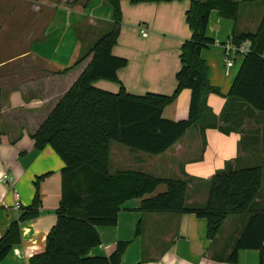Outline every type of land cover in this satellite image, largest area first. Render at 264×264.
Wrapping results in <instances>:
<instances>
[{
    "label": "crops",
    "instance_id": "1",
    "mask_svg": "<svg viewBox=\"0 0 264 264\" xmlns=\"http://www.w3.org/2000/svg\"><path fill=\"white\" fill-rule=\"evenodd\" d=\"M11 2L12 16L0 22V238L22 209L32 203L35 178L47 176L39 184L38 216L20 224L21 242L0 264H28L32 256L44 250L46 236L56 223L63 168L49 147L40 151L35 148L31 135L80 70L64 76L50 74L70 67L111 30L112 11L105 0ZM259 3L255 0L241 5L239 13L250 18L242 26H238L237 19L238 32L255 31L264 11ZM188 8V0L138 4L121 0V25L112 55L126 59L127 65L117 73L120 85L100 80L94 86L113 94L122 86L136 96L171 95L180 69L181 45L191 35L185 21ZM141 29L146 31V37L140 34ZM233 29V21L212 11L206 36L215 43L201 52L209 82L220 91V95L210 94L207 104L218 119V126L230 127L233 123V130L224 134L209 129L202 135L198 127H192L157 156L115 148L113 165L119 167L125 161L126 167L131 168L126 170L161 179L186 180L190 206L205 203L210 178L217 171L228 166L235 170L257 166L262 169L263 180L254 211L264 212V114L250 112L245 105L227 98L241 64L236 59L228 71L224 66ZM190 99V90H182L164 108L163 118L186 120ZM112 155L110 145L109 167ZM117 169L110 173L119 172ZM164 191L165 186L160 185L145 198ZM16 201L19 209H15ZM140 202L141 199H132L124 203L116 226L98 228L101 244L92 248L89 256L108 257L119 242H127L120 264H260L255 250H240L235 263L227 261L245 215L228 216L218 236L209 241L204 219L193 214L142 212Z\"/></svg>",
    "mask_w": 264,
    "mask_h": 264
},
{
    "label": "trees",
    "instance_id": "2",
    "mask_svg": "<svg viewBox=\"0 0 264 264\" xmlns=\"http://www.w3.org/2000/svg\"><path fill=\"white\" fill-rule=\"evenodd\" d=\"M105 1L112 11L111 30L70 67L50 74L64 76L80 70L31 135L35 148L40 151L49 147L62 161L63 168L56 223L46 236L44 250L32 256L28 264H120L127 242H119L108 257L88 254L101 244L98 228L116 226L121 206L132 199H141L142 212L193 214L204 219L209 241L218 236L228 216L245 215L227 261L235 263L240 250H255L260 264H264V212L254 211L263 180L260 167L235 170L228 166L217 171L210 178L202 206L187 204L186 180L161 179L134 170L109 172L112 142L132 152L157 156L192 127H198L202 135L209 129L224 134L233 130V123L230 127L218 126V119L207 104L210 94L220 95L219 89L210 84L208 67L201 58L202 50L215 43L206 36L212 11L234 22L231 47L249 43V51L243 56L227 98L245 105L250 112L264 114V11L254 32H238L235 23L241 5L255 0H188L185 21L191 35L181 45L175 90L168 96L151 93L136 96L122 86L115 94L94 86L100 80L120 85L117 73L127 65L126 59L112 55L121 25V0ZM128 1L138 4L179 0ZM184 89L191 92L188 118L178 122L163 118L164 108ZM45 176L35 178L32 203L22 209L19 218L0 238V262L21 242L20 224L38 216L39 184ZM160 185L165 186L163 193L145 198Z\"/></svg>",
    "mask_w": 264,
    "mask_h": 264
},
{
    "label": "rangeland",
    "instance_id": "3",
    "mask_svg": "<svg viewBox=\"0 0 264 264\" xmlns=\"http://www.w3.org/2000/svg\"><path fill=\"white\" fill-rule=\"evenodd\" d=\"M11 4H12L11 0H0V22H1V20H7V18L12 16L11 9L14 8V6H12ZM258 5H263V7H264V1L260 0V3ZM241 15L243 16V14L239 13L238 26L244 25L246 23V21H247V23H249V19L248 18H250L249 17L250 15L249 16H243V17ZM2 26H3V24L0 23V29L2 28ZM239 31L243 32V29L239 30ZM246 31L248 32L249 30H246ZM232 59H234V58L232 57ZM237 59H238V62L241 63V61L243 59V56H238ZM224 66H225V64H224ZM110 145H111L112 154H113L112 155L113 162H112V164L109 167V172H113L115 168H118L117 170H119V171L120 170L123 171V170H126V169H131L130 167H126V164H128V163H126L124 160H123L124 163L120 162V166L119 167L113 165L114 159H115V153H114L115 152L114 151L115 148L123 149L124 151H129L128 148L123 146V145H121V144H119V143H115V142H112ZM123 164H125V165H123Z\"/></svg>",
    "mask_w": 264,
    "mask_h": 264
},
{
    "label": "built area",
    "instance_id": "4",
    "mask_svg": "<svg viewBox=\"0 0 264 264\" xmlns=\"http://www.w3.org/2000/svg\"><path fill=\"white\" fill-rule=\"evenodd\" d=\"M140 34L143 37H146V31L144 29L140 30ZM249 43L245 42L243 43L241 46L239 47H229L228 49L225 50V57H224V64H225V68L228 71L230 68H232L234 66V61L238 58V56H244L245 54L248 53L249 51ZM232 57L234 59H232ZM7 176L4 175L2 177V180H6ZM15 197L18 198V195L15 194ZM15 209H19V202L16 201L15 203Z\"/></svg>",
    "mask_w": 264,
    "mask_h": 264
}]
</instances>
